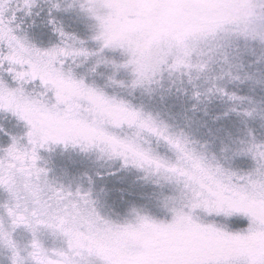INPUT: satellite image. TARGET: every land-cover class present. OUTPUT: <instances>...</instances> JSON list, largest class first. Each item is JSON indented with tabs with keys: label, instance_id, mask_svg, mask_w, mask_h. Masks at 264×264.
Masks as SVG:
<instances>
[{
	"label": "snow or ice",
	"instance_id": "snow-or-ice-1",
	"mask_svg": "<svg viewBox=\"0 0 264 264\" xmlns=\"http://www.w3.org/2000/svg\"><path fill=\"white\" fill-rule=\"evenodd\" d=\"M0 264H264V0H0Z\"/></svg>",
	"mask_w": 264,
	"mask_h": 264
}]
</instances>
